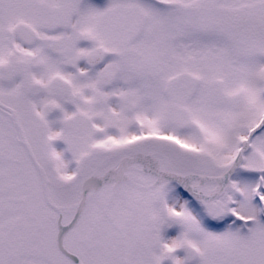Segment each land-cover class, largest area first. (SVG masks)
<instances>
[{"label":"snow or ice","instance_id":"6c2138e0","mask_svg":"<svg viewBox=\"0 0 264 264\" xmlns=\"http://www.w3.org/2000/svg\"><path fill=\"white\" fill-rule=\"evenodd\" d=\"M0 264H264V0H0Z\"/></svg>","mask_w":264,"mask_h":264}]
</instances>
